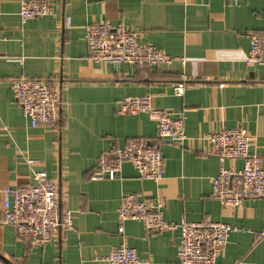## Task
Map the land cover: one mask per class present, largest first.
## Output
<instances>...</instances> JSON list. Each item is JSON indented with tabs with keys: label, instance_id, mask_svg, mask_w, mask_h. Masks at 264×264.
<instances>
[{
	"label": "crops",
	"instance_id": "0c3cea01",
	"mask_svg": "<svg viewBox=\"0 0 264 264\" xmlns=\"http://www.w3.org/2000/svg\"><path fill=\"white\" fill-rule=\"evenodd\" d=\"M43 1L50 14L21 22V0H0V264H107L122 241L148 264H178L177 233L148 231L130 219L118 233L116 210L130 193L162 201L169 222L236 228L216 264H264V199L223 206L210 198L220 168L239 170L242 160L208 155L200 140L242 127L264 169V66L245 64L248 36L264 34V0ZM102 22L125 25L140 46L176 60L158 67L93 63L84 31ZM21 76L59 93L55 126L33 128L23 116L12 91ZM179 83L182 95L174 92ZM145 95L171 118L184 117V141L160 138L147 114H118L122 99ZM132 139L161 153L159 182L140 178L130 163L117 178L91 177L104 150ZM34 171L56 182L59 207L73 217L72 227L44 246L28 245L2 223L3 190Z\"/></svg>",
	"mask_w": 264,
	"mask_h": 264
},
{
	"label": "built area",
	"instance_id": "2783aa9c",
	"mask_svg": "<svg viewBox=\"0 0 264 264\" xmlns=\"http://www.w3.org/2000/svg\"><path fill=\"white\" fill-rule=\"evenodd\" d=\"M230 2L234 0H222ZM52 6L43 0H21V22L29 18L50 14ZM84 40L89 59L95 64H127L133 67L168 66L176 58L152 45L140 46L137 33L119 23H93L86 26ZM247 66H264V34L248 36ZM184 61L183 58L180 59ZM13 94L31 127L50 128L56 125L61 97L45 83L25 76L12 82ZM176 95L184 92L183 83L175 86ZM118 114L144 113L157 123L158 136L182 142L184 117L171 118L167 111L153 106L148 95L126 97L119 103ZM203 152L220 160L241 159L239 170L221 167L212 179L210 198L223 206H238L247 199H264V169L262 158L250 152L252 138L242 128H220L200 138ZM28 164L35 161L27 160ZM124 163H130L142 179L159 182L163 177V157L157 149L148 147L143 140L132 139L123 148L110 147L96 160L92 178L114 179L121 173ZM2 223L10 225L16 236L30 246H44L58 230L70 229L72 212L61 209L58 188L54 180L43 171H34L3 190ZM117 231L124 232V222H141L146 230L177 233L176 258L178 264H216L223 253L229 235L237 229L222 222H169L164 217V204L160 200L148 201L130 193L122 198L116 210ZM107 264H148L125 241L113 248L105 258Z\"/></svg>",
	"mask_w": 264,
	"mask_h": 264
}]
</instances>
